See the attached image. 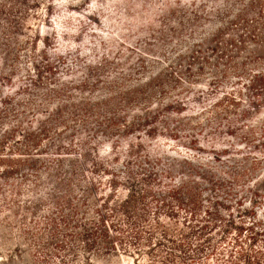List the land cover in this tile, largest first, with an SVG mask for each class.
<instances>
[{"label":"rangeland","instance_id":"obj_1","mask_svg":"<svg viewBox=\"0 0 264 264\" xmlns=\"http://www.w3.org/2000/svg\"><path fill=\"white\" fill-rule=\"evenodd\" d=\"M57 1L0 0V91H4L5 86H8L6 82L11 80L12 86L19 84L20 80L24 82L23 78L32 72L35 65L39 66L44 59H50L60 74L58 78L75 74L78 76L76 80L84 78L87 82L88 86L82 91L69 90V101L74 98L86 99L91 105V102L102 99L112 108L111 101L115 95L138 89L145 78L150 79L159 71H166L167 75L176 74L181 83L179 88L160 99L154 96L149 104L171 98L177 103L175 107L185 104L186 109L193 110L194 113L187 110V113L183 112L178 117H170L167 127L180 130L176 133L178 138H197L203 151H187L198 148L187 144L185 139L170 143V148L165 150H170L171 156L177 160L176 154L187 152L194 156L192 163L180 162L175 176L185 174L196 180L201 212L207 207L206 201L216 199L221 206L229 205L237 220L240 215L237 213L242 211L236 206L240 198L250 202L245 208H250L253 200H256L258 204L253 209L257 217L243 213L242 222L251 224L260 220V225H264V161L251 173L249 171L248 176L237 185L229 187L234 176L242 169L250 168L249 162L263 156L256 149L264 142V103L255 111L257 114L252 115L253 118H259L258 121H263L261 125H253L254 143L243 144L244 133L230 137L224 123L230 116V120H237L233 123L234 126L237 124L236 128L248 124L239 116L241 109H251L249 89L252 83L249 81L253 80L254 74L264 76V56L258 49L263 44L246 40L243 46L239 45L240 50L234 47L230 49L232 71H229L227 78L222 79V88L217 93L221 95L228 91L231 94L230 87L233 86V92H239L236 106L231 102L219 108L211 106V100L215 97L204 85L207 80H211L213 67L201 66L191 59L208 58L213 65L207 50L212 48L209 45L210 36L219 29L223 31L222 40L231 38L238 45L239 33H234L228 25L237 21L238 15L252 19L257 6L249 7V0H62L61 4H57ZM260 1L264 3V0ZM45 38L48 42L42 47L41 42ZM196 49L205 51L206 55H196ZM250 53L258 55L257 64L253 63ZM140 60L145 70L140 69ZM223 63H220L219 69ZM200 68L203 70L201 75L189 77L190 70L197 72ZM233 68H236L235 71ZM75 79L71 77L69 80ZM54 86L52 89H55ZM227 97L232 99V96ZM65 99L62 98L63 101ZM98 115L99 119L93 116L83 125L69 123L67 126L71 128L60 134L61 147L71 144L73 137L81 133L84 134V141L99 152L107 147L111 149L101 155L102 158L98 160L102 164L101 171L93 175L89 174L90 167L83 156L77 158L85 171V180L88 179L90 195L81 192L62 194L63 183L71 173L73 158H66L59 163L49 161L48 168L43 166L36 172L23 167L20 174L28 176L26 181L21 182V191L17 194L6 191L0 194V264H155L158 259L166 257V252H170V245L160 240V231L156 230L155 225L151 240L145 244L143 241L133 242L134 231L124 217L116 216L119 212L117 205L125 198L126 188L116 185L114 190L118 191L115 194L108 185L111 174L118 179L122 174L134 170V165L130 168L131 165L126 164V155L130 146L137 143L134 137H142L141 134L146 130L142 118H137L140 113L133 108L125 116L120 115L118 126L124 127L110 128L106 120L114 116L109 115L104 106L98 110ZM131 116L136 119L134 122L127 120ZM186 116L192 117L190 126H185ZM218 118L222 122L216 131L214 120ZM126 121L133 125L132 128L127 129ZM195 122L199 125L195 126ZM95 140L96 145H93ZM213 144H217L215 153L211 151ZM44 145L48 154L54 153L50 142ZM134 145L132 149L138 154L139 147ZM222 150L227 153L220 154ZM86 156L97 157L90 151ZM163 161L168 164V160ZM169 164L173 165L172 161ZM145 168L150 170L147 165ZM104 170L107 173H103ZM259 175L262 177L254 181ZM17 181L20 183L19 178ZM6 183L4 190H10L8 185L11 182ZM215 185L220 187L222 193L212 192V186ZM100 216L106 226L114 224L121 229L120 233L110 232L115 242L117 238H122L120 245H125L118 252L104 249L105 239L99 233L102 227L97 222ZM181 217L162 220L168 235L177 237L187 232ZM146 224L143 220L135 223V231L142 238H147V233L144 234L148 230ZM195 243L191 236H187L183 244L194 246ZM197 244L203 245V252L197 258H203L207 252L206 242ZM194 252L191 247V250L184 251L185 254L175 253L173 264L180 257L194 256Z\"/></svg>","mask_w":264,"mask_h":264},{"label":"trees","instance_id":"obj_2","mask_svg":"<svg viewBox=\"0 0 264 264\" xmlns=\"http://www.w3.org/2000/svg\"><path fill=\"white\" fill-rule=\"evenodd\" d=\"M61 1L58 0L56 3L61 4ZM248 6L251 8H256L257 6L256 15L252 19H246L244 15H238L237 21L228 25L234 33H239L238 45L231 38L222 40L223 31L219 29V31L210 36L209 45L212 48L207 50V54L212 58L213 65L210 64L208 58H191L196 64L207 66L208 68L210 66L213 67L211 80H207L205 82L207 84L204 86L209 89L212 97H215L211 100V106L214 108H219L228 102H231L233 106L239 103V100H236L239 92H233L235 89L233 86L230 87L232 89L230 90L231 94L228 91L222 92L221 95L217 93L218 89L222 88V79L224 77L227 78L229 71H232V62L229 56V53H231L230 49L234 47L236 50H240L241 47L239 45L243 46L246 40L252 43L260 42L263 45L258 47V49L263 52L264 56V3L260 0H249ZM229 27L227 28L226 26L228 30ZM47 42V38L43 39L41 42L42 47ZM34 49L36 50V48ZM195 54L204 55L205 51L196 49ZM257 56L255 53H250V58L255 64L259 61ZM222 61L224 63L221 65L222 68L219 69ZM139 65L141 70H145L142 60H140ZM190 68H192V65H190ZM235 69L233 68V71ZM202 72L203 70L200 68L197 72L190 70L188 74L190 77L197 74L201 75ZM166 73V71H159L154 77L145 78L141 85L137 87L138 89L135 88L124 94L115 95L111 101L112 108L105 104L102 99L91 102V105L86 99L75 100L74 98L69 101V90L82 91L88 86L87 82L84 78L76 80L75 78L78 76H75V74H66L58 78L60 74L56 72L50 59H44L43 64L39 66L35 65L32 72H28L23 78L24 82L20 80L19 84L15 86L10 84L13 80L6 82L8 86H5L4 91H0V194L5 191L6 193L17 194L21 191V182L26 181L28 176L20 174L21 168L26 167L36 172L37 169H41L43 166L48 168L49 161L59 163L66 158H73L74 163L70 167L71 173L69 177L63 183L62 194L72 195L76 192L89 194V182L88 179L85 180V171L77 158L81 155L83 156L84 161L89 164V174L93 175L98 170L101 171L102 164L98 162L102 158L101 155L106 154L111 149L107 147L99 152L97 148L91 147L84 141V134L81 133H77L73 137L71 144L61 147L59 145L62 140V136L60 137L61 132L71 128L67 126L69 123L77 122V125H83L92 120L93 116H95V119H99L98 110H102L103 106L109 115L114 116V118L106 120L107 127H116L118 122L121 121L120 115L124 114L125 116L129 110L135 108L140 113L137 118H142L141 120L146 130L141 134L142 137H134L137 143L135 145L133 143L130 146L131 148L126 155V164L131 165L130 168L134 165V170L132 169L131 172L122 174L118 179L111 174V180L108 181V185L110 184L109 187H112V190H114L116 185H122L126 188L125 198L117 205L119 212L116 213V216L124 217L126 223L134 231L133 242L138 241L141 243L143 241L145 244L151 240L154 233L152 231L155 229L153 225H155L156 230L159 229L160 231V240L170 245V252H166V257L163 260L158 259L155 264H173L172 260L176 259L175 253L180 255L184 251L191 250V247L194 248L195 255H188L184 259L180 257L176 264H264V225H260V220L246 224L242 222L244 217L241 215L250 213L256 218L257 215L255 214V209H253L254 205L258 204L256 200H253L250 208H245L246 205H250V202H245L240 198L236 206L242 211L237 213L240 214L237 216V220L234 218V210L229 208V205L221 206L216 199L206 201L207 207L201 212L200 193L196 186V180L185 174L175 176L180 162L184 164L192 163L194 162V156H190L192 154H187V152L183 155L176 154L177 160L171 156L170 150H165L170 148V143L178 142L180 139H188L186 136L178 138L176 133L180 130L167 127V121L170 117H178L183 112L187 113L188 109L185 108V104H178V107H175L177 103L175 104L174 99L171 98H165L162 102L149 104L154 96L157 99L166 97L169 92L175 91L181 85L179 79L175 76L176 74L169 73L167 75ZM71 77L75 80L70 81ZM263 77L254 74L253 80L249 81L250 84L252 83L249 89L251 92L249 107L251 109H241L239 116L240 119L248 121V124L236 128L237 124L234 126L233 123H236L237 120H230V116H227L229 120L225 119L224 122L230 137L238 133H244L243 144L255 142L253 125H261L263 122L262 120L258 121L259 118L252 117L253 114H257L255 111L264 103ZM15 79H17V76H15ZM1 82L2 80L0 79ZM52 86L55 89H52ZM227 96H232V99ZM63 97L66 98L65 101L62 100ZM137 97H140V99ZM55 100L57 102L53 104ZM197 104L200 103L197 102ZM89 108L93 111L89 110ZM188 111L194 113L193 110ZM129 119L133 122L136 120L133 116L127 117V120ZM191 119V116H186L185 126L192 124ZM221 122V118L214 120L216 131L220 129L219 125H221ZM126 123L127 129L132 128L133 125L129 121H126ZM194 125L198 126L199 124L195 122ZM107 127L105 128L108 129ZM118 127L124 126L119 125ZM108 133H111V131ZM59 137L61 139L57 140ZM56 140L57 144L54 143ZM45 142H50V145H52L51 151L54 153L48 154L46 152ZM92 143L96 145V140ZM186 143L198 148L186 149L183 147L187 151H203L202 144L193 136ZM133 145L136 148L139 147L138 154L132 149ZM213 145L211 151L215 153L214 151L217 147L215 145L217 144ZM253 148H255V145ZM256 150L257 153H262L263 156L260 159H254L253 162H249L250 168L246 167L247 170L242 169L237 176H234L231 179L230 188L246 178L249 171L251 173L264 161V142ZM89 151L97 155L96 159L95 156H86ZM226 153V150L220 151L222 155ZM163 159L168 160V164H165ZM169 161H172L173 165L169 164ZM145 165L150 167V170H147ZM103 173H107L106 170ZM261 177L259 175L254 181ZM18 178L20 183L17 181ZM14 180H16L15 183ZM6 182H11L8 185L11 188L10 190H4V186L7 185ZM212 187L211 190L215 194L217 192L222 193L218 185ZM211 190L207 191L211 192ZM117 191L114 190V193L116 194ZM256 196L254 195V197ZM179 216H182L181 218H183L187 232L178 234L177 237L168 235L167 231L164 230L166 228L162 225V220H172ZM138 220H143L147 223L146 229L148 230L144 233H147V238H142L139 232L135 231V223ZM154 221L155 223L153 224ZM97 222L102 227L99 229V233L105 239L104 249L106 251L118 252L119 248L125 247V245H120L122 238H117V242H115V238L110 235L111 231L120 233V228L114 226V224L106 226L101 216ZM185 234L194 239L196 242L194 246L183 244L187 239ZM197 242H206L207 252L203 258H197L203 252V245L197 244Z\"/></svg>","mask_w":264,"mask_h":264}]
</instances>
